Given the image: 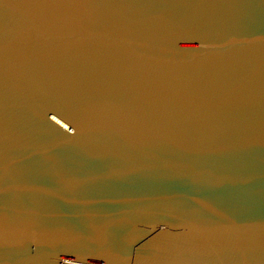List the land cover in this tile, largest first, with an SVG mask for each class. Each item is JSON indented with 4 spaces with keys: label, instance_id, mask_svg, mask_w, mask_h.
<instances>
[{
    "label": "water",
    "instance_id": "water-1",
    "mask_svg": "<svg viewBox=\"0 0 264 264\" xmlns=\"http://www.w3.org/2000/svg\"><path fill=\"white\" fill-rule=\"evenodd\" d=\"M0 264H264V0H0Z\"/></svg>",
    "mask_w": 264,
    "mask_h": 264
},
{
    "label": "snow or ice",
    "instance_id": "snow-or-ice-1",
    "mask_svg": "<svg viewBox=\"0 0 264 264\" xmlns=\"http://www.w3.org/2000/svg\"><path fill=\"white\" fill-rule=\"evenodd\" d=\"M200 6L204 10L205 14L210 18L215 19H223L226 18L233 9L237 6V0H200ZM219 71L223 72L225 69H219ZM135 164V161L132 162ZM146 166H151L153 164L152 161H144ZM119 174L114 173L111 178H118Z\"/></svg>",
    "mask_w": 264,
    "mask_h": 264
}]
</instances>
